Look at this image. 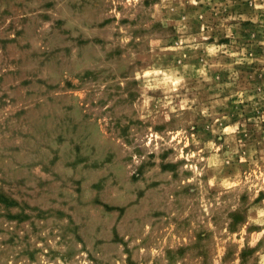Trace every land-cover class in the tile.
<instances>
[{
    "label": "rangeland",
    "instance_id": "1",
    "mask_svg": "<svg viewBox=\"0 0 264 264\" xmlns=\"http://www.w3.org/2000/svg\"><path fill=\"white\" fill-rule=\"evenodd\" d=\"M0 264H264V0H0Z\"/></svg>",
    "mask_w": 264,
    "mask_h": 264
}]
</instances>
